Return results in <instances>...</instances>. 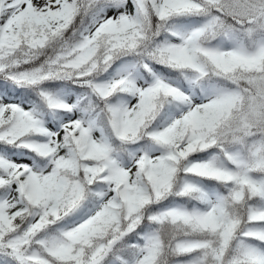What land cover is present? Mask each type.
<instances>
[{
    "label": "snow or ice",
    "instance_id": "snow-or-ice-1",
    "mask_svg": "<svg viewBox=\"0 0 264 264\" xmlns=\"http://www.w3.org/2000/svg\"><path fill=\"white\" fill-rule=\"evenodd\" d=\"M0 264H264V0H0Z\"/></svg>",
    "mask_w": 264,
    "mask_h": 264
}]
</instances>
